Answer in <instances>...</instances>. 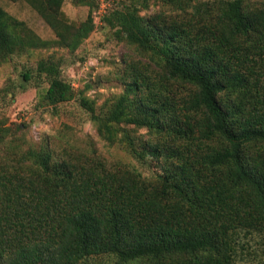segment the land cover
<instances>
[{
  "label": "trees",
  "instance_id": "16d2710c",
  "mask_svg": "<svg viewBox=\"0 0 264 264\" xmlns=\"http://www.w3.org/2000/svg\"><path fill=\"white\" fill-rule=\"evenodd\" d=\"M24 1L56 40L0 7V65L51 44L74 52L95 29L94 0H72L90 7L80 24L64 0ZM163 2L180 14L145 17L146 5L126 0L103 18L160 67L126 62L122 94L98 106L77 98L54 54L24 75L41 105L77 99L102 140L140 163L151 153L162 171L149 180L82 147H24L0 125V264H237L255 236L264 244V9Z\"/></svg>",
  "mask_w": 264,
  "mask_h": 264
},
{
  "label": "rangeland",
  "instance_id": "374dc122",
  "mask_svg": "<svg viewBox=\"0 0 264 264\" xmlns=\"http://www.w3.org/2000/svg\"><path fill=\"white\" fill-rule=\"evenodd\" d=\"M124 1L126 0H94L95 29L76 51L51 44V47L34 49L22 56L14 55L1 64L0 125L10 128L12 137L18 139L24 147L33 145L38 149L48 148L54 152L63 148L82 147L85 151H95L110 165L135 168L145 178L155 180L162 169L151 153L144 152L147 162L140 163L124 146H110L97 135L89 114L80 107L77 99L52 111L41 105L35 78L30 81L24 78L27 73L35 77L37 62L42 57L54 54L62 64L63 78L72 84L77 98L85 96L98 106L106 99L125 91L121 76L124 75L126 62L142 61L159 69L157 63L155 64L149 56H144L134 46L129 45L122 35H118L117 30L120 31V28L112 29L104 23L103 18ZM138 3L139 6H147L141 12L145 17L157 13L173 17L180 14V11L165 4L163 0H138ZM245 3L253 10L264 9V0H245ZM0 7L24 22L42 39L51 42L56 40L54 30L24 0H0ZM99 10L106 13L99 16ZM62 12L69 23L80 24L88 18L90 7L77 5L72 0H64ZM18 126L21 128L18 129ZM133 134L139 136L142 141L153 138L145 129L134 131ZM250 244L252 251H246V256L237 264H264V244L261 238L255 236ZM89 263L114 264V259L111 256H103L93 258Z\"/></svg>",
  "mask_w": 264,
  "mask_h": 264
},
{
  "label": "built area",
  "instance_id": "2783aa9c",
  "mask_svg": "<svg viewBox=\"0 0 264 264\" xmlns=\"http://www.w3.org/2000/svg\"><path fill=\"white\" fill-rule=\"evenodd\" d=\"M106 12L103 10L102 12L99 10V16H103Z\"/></svg>",
  "mask_w": 264,
  "mask_h": 264
}]
</instances>
